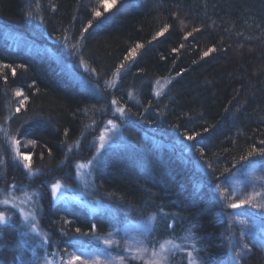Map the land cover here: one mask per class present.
<instances>
[{
	"label": "trees",
	"instance_id": "1",
	"mask_svg": "<svg viewBox=\"0 0 264 264\" xmlns=\"http://www.w3.org/2000/svg\"><path fill=\"white\" fill-rule=\"evenodd\" d=\"M105 3L111 0H0V64L26 66L15 77L0 67L9 77L7 86L0 79V129L21 140L34 172L14 161L0 131V195L36 191L40 224L56 245L92 224L101 234L112 219L54 205L48 188L70 185L95 130L122 107L121 145L103 154L92 178L118 221L156 213L155 243H189L206 264H264L254 245L236 257L245 242L223 192L246 172L264 171V157L241 159L264 147V0H117L104 12ZM165 24L169 31L152 40ZM194 28L200 31L185 39ZM137 44L143 48L117 75ZM209 47L217 51L201 59ZM16 89L29 100L6 122L20 99ZM185 133L200 135L189 141ZM251 219L264 232V218ZM12 220L0 231V264L27 256Z\"/></svg>",
	"mask_w": 264,
	"mask_h": 264
},
{
	"label": "rangeland",
	"instance_id": "2",
	"mask_svg": "<svg viewBox=\"0 0 264 264\" xmlns=\"http://www.w3.org/2000/svg\"><path fill=\"white\" fill-rule=\"evenodd\" d=\"M118 114L119 113L115 111L111 119L113 124L116 125L114 130L112 125H109L108 122L100 125L95 130L90 141V152L84 156V158L78 159L74 163V173L70 185L60 182L62 187L55 198L53 197L51 189L53 184L48 188L52 204L80 206L90 217L100 215L108 217L110 220L112 219L111 225L105 227L101 234H97L96 231L93 233L91 229L85 232L88 233V235L76 233V235L73 234V237L66 239L63 246H59V244L56 245L53 241H50L48 232L40 224V218L37 213L38 205L36 191L32 192L23 189L20 191H14V189L8 190L0 195V200L7 197L10 204L7 207L0 204V211H5V214L10 217L8 225L12 224L13 218L16 219L18 233L27 250L25 259L15 257L10 264H47V260L49 259L52 261V264H62L61 257L66 256V253L74 252L77 254L83 253L82 259L88 260L89 264H92L93 260L98 261V264H109V262H111V264H120L118 258L121 256L126 257L124 264H145V260L127 259L129 254L125 253L124 247L134 239H140L143 229L145 227L152 228L153 221L149 224L150 217L145 220L118 221L116 213L94 193L93 188V171L103 154L109 149L121 145L119 125L117 122L119 119ZM102 132L107 138V143L103 148H99V137ZM7 144L9 153L14 157V153L10 148V142L7 141ZM98 148L99 151H97ZM14 161L17 164H22L15 159ZM78 164H83L85 167L77 168ZM252 171L246 172L245 175H241L242 180L239 183H232L224 188L223 192L230 198L232 204H239L240 200L251 196L253 197V203L264 205V171ZM256 193L260 195H255ZM13 204L15 205L14 208L11 207ZM233 209L238 212L245 211L249 213L250 217L245 218L237 212L235 220L240 227L241 238L245 244L258 247L264 255V232L258 229L255 223L251 221L253 217L264 218V209L253 208L250 205H241ZM21 210H23L25 215L34 213V223L39 235L29 231L27 224L20 216ZM3 227L4 226H0V231ZM109 233L112 235L109 236ZM44 237L48 238V244L43 243ZM97 237H99V239H97ZM109 238L118 243L106 246L104 240ZM25 240L28 241L27 245L24 243ZM148 240L151 241V243L148 244L149 248L153 245L158 248L159 243L164 242H153L154 240H151L150 233L148 234ZM179 245L181 246L180 248L173 250L174 254L169 253L168 264H178V260H187L188 263L187 252L191 250L190 244L179 243ZM145 259H147V256H145Z\"/></svg>",
	"mask_w": 264,
	"mask_h": 264
},
{
	"label": "snow or ice",
	"instance_id": "3",
	"mask_svg": "<svg viewBox=\"0 0 264 264\" xmlns=\"http://www.w3.org/2000/svg\"><path fill=\"white\" fill-rule=\"evenodd\" d=\"M116 4H117V0H111V4L105 3L103 5L104 12H108L109 9L111 7H115ZM93 14L97 18L102 16V13L96 9H93ZM92 26H93L92 21L90 20L88 22V25L85 27L84 31H87L88 28L92 27ZM169 27H170L169 25L165 24L164 27L160 31H158L156 33V35H154L152 37V40H157L158 37L164 36V34L169 31ZM199 31H200V29L194 28L192 30V32L186 33L185 39H187L188 37H191L193 35V32H199ZM181 47H183V45H181ZM141 48H143V45L137 44L135 46V48L131 49V51L128 53V55H126L124 57L125 62L121 63L116 68V74L117 75H119V73L126 68L127 62L133 60L136 57L137 53L139 52V50ZM173 51L174 52L178 51V49L174 48ZM216 51H217V49L215 47H209L206 51L203 52L201 59H203L204 57H208L210 55V53H214ZM0 67H2L3 69H6V70L10 69L11 75L13 77H15L17 75V69H24L26 66L21 64V65H16L15 67H12L9 64H0ZM0 79L3 80V82L6 86L9 84V77L7 76V74L0 75ZM169 83H171V80H169ZM160 94L161 93L159 91H157L155 93V95H157V96H159ZM14 95L20 99L18 100L17 107L15 108V113L10 114V116L6 118V122H7V119H11L15 114H19L21 112V109L25 108L26 102H28V100H29V97L27 95H25L24 91H22L21 89H16ZM112 104L117 105L118 102L116 100H113ZM115 111L118 112L121 116H124L126 114L125 109L122 107H116ZM108 124L112 125L113 130L115 129L116 125L113 124L112 120H109ZM0 131H4L5 140L10 142L11 151L14 153L13 158L15 160L19 161L20 163H22L23 168L26 170L28 175H30V176L33 175L34 172H33L32 164L30 162V160H31L30 156L24 155L23 152L20 150L21 140L17 139V137L15 135H10L4 129H0ZM204 131L207 132L208 129L205 128ZM17 132H19V129H17ZM65 134H67V133H65ZM199 135H200V133H194L192 135L185 133V139H187L189 141H194L196 139V137ZM99 140H100L99 148H103L105 146V144L107 143V138L103 132L100 134ZM28 143L32 144L33 146H36L37 141L36 140H30V141H28ZM260 144L264 145V140H261ZM25 147H26V145H25ZM99 148L97 149V151H99ZM201 154H203V153L201 152ZM254 156L264 157V147L257 148L255 146H253L251 148V151L248 152L247 156H243V157H241V159L244 161H248L251 157H254ZM2 162H3V158L0 157V163H2ZM83 167H85V165H83V164L77 165V168H83ZM61 187H62V185L59 181H57L56 183H54L51 186L52 194H53L54 198H55L56 194L60 191ZM255 195H260V194L256 193ZM0 204L7 207V206H9L10 201L7 197H5L4 199L0 200ZM241 205H250L253 208L264 209V205L253 203V197H251V196H249L246 199L240 200L239 204H231L229 206L236 208V207H239ZM11 207L14 208L15 205L13 204V205H11ZM158 214L159 215H167L166 213H164V210L162 208L159 210ZM156 215L157 214L154 213L152 215V217H150L149 224H151V222L156 219ZM20 216L23 218V220L27 224L29 231L35 232L36 235H39V232L37 231L36 225L34 223V221H35L34 213H29V214L25 215L23 210H21ZM9 220H10V217L5 214V211H0V226H7L9 223ZM167 227L172 228L173 225L171 223H169V224H167ZM91 229H92V232L95 233L96 224H92ZM117 231H119V230H117ZM152 231H153V229L151 227H145L143 229V232L141 233L140 239H134L131 243H128L125 245L124 251H125V253L129 254L127 259L145 260V264H168L169 253L174 254L173 250L178 249L181 246L179 244L174 243V241L169 238V239H166L164 242L159 243L158 248L155 245H153L151 248H149L148 244L151 243V241L148 240V234L151 233ZM76 232L81 234V235H88V233L81 232L80 228H77ZM66 234L67 233H65V235ZM2 235H3V233L0 232V237H2ZM111 235L112 234L109 233V236H111ZM97 239H99V237H97ZM24 243L27 245L28 241L25 240ZM43 243L44 244L49 243V240L47 237L43 238ZM104 243L106 246H111L114 243H118V242L113 241L112 239L109 238V239H105ZM192 248H193V250H195V244L192 245ZM242 250H249L250 251L248 244H243L240 246V248L237 249V251H236V257L237 258H241ZM82 255H83V253L82 254H77L75 252L74 253H66V256L61 257L62 264H89L88 260L82 259ZM145 256H147V259H145ZM187 257H188V264H206V261H200L196 256H193L192 251L187 252ZM118 259H119L120 264H124V260L126 259V257L121 256ZM47 264H52V261L50 259L47 260ZM92 264H98V261L93 260ZM109 264H111V262H109ZM229 264H231V262H229Z\"/></svg>",
	"mask_w": 264,
	"mask_h": 264
}]
</instances>
